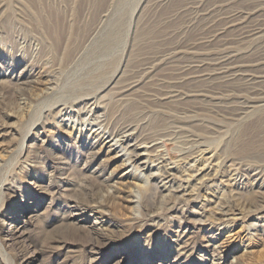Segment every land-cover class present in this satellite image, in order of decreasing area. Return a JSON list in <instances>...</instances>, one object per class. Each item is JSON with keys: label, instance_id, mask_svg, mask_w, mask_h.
Masks as SVG:
<instances>
[{"label": "rangeland", "instance_id": "374dc122", "mask_svg": "<svg viewBox=\"0 0 264 264\" xmlns=\"http://www.w3.org/2000/svg\"><path fill=\"white\" fill-rule=\"evenodd\" d=\"M260 1L0 0V94H5L3 102L0 100V264H264V208L237 214L224 224L216 211L217 197L235 203L227 179L241 167L239 161L247 169L245 174L237 169V185L231 187L238 186L241 200L257 189L252 174L259 163L251 162V156L256 160L264 156V108L250 109L238 119L230 111L227 117L208 111L209 98L203 91H188L183 98L159 94L174 84L175 65L204 68L212 63L211 57L223 53L221 48L204 46L207 39L213 43L236 40V30L262 18L245 9ZM236 9L248 19L239 17L235 28L225 23L228 12ZM39 17L52 29L42 37L35 21ZM20 27L27 28L26 36L39 44L40 56L32 57L15 43ZM258 35L228 44L233 45L230 55L237 60L234 65L245 59L248 65L253 54L264 47V30ZM177 45L181 47L176 53L167 50ZM192 45L195 48H190ZM157 56L152 73H137L143 63ZM213 68L209 66L201 74ZM50 69L57 70L60 87L68 88L64 96H77L75 102L79 103L85 100L84 92L96 89L101 108L118 107V89L130 83L123 94L140 106L138 115L147 116V123L142 122L146 133H154L155 125L169 116L184 115L185 122L204 136L199 140L212 144L205 154L215 149L221 153V169L212 193L189 199L181 213L156 207L157 216H138L136 196V204L124 198L135 181V170L118 167L119 159L105 155L107 148L91 160L89 147L76 142L79 132L67 122L58 123L62 103L42 98L19 113L20 100L16 101L14 93L26 88L24 81L37 78L39 83L29 91L30 96L37 95L48 80L43 72ZM28 71L33 78L26 76ZM249 73L260 74L256 67L246 68ZM205 77L197 78L196 85L202 88ZM262 86L249 94L250 99L264 96ZM237 90L224 91L232 103L243 102L242 92ZM210 126L212 129L207 128ZM84 135L96 148L101 147L98 136L91 132ZM159 142L164 166L172 169L179 182L185 151L170 138ZM245 142L252 143L249 155L238 152ZM208 147L198 145L195 150ZM231 162L234 165L230 166ZM104 163L108 164L105 173L100 172ZM176 166L178 171L173 169ZM114 170L120 196L107 200L106 210L100 211L96 206L101 198L89 193L98 194L97 186L106 187L107 173ZM153 194V188L140 189V203L149 202Z\"/></svg>", "mask_w": 264, "mask_h": 264}, {"label": "bare ground", "instance_id": "6f19581e", "mask_svg": "<svg viewBox=\"0 0 264 264\" xmlns=\"http://www.w3.org/2000/svg\"><path fill=\"white\" fill-rule=\"evenodd\" d=\"M245 9L254 10L256 13H259L262 18L236 30V33H239V38L236 40H222L213 43L212 41H207V39L204 46L217 49L221 48L223 53H219L216 58L211 57L212 63H207L206 65L208 66L204 68L201 65H175L176 67L173 72L176 80L174 84L171 86H165L168 90L165 92L163 89L159 94L164 95L165 97L183 98L185 94H188V91H203L204 95H202L209 98L207 101L208 111L223 113L226 117L230 111L232 114H236V117L239 116L238 119L243 118V115L245 114L248 115V113L252 111L250 109H253V112H255L264 108V96L257 98V100L253 98L250 99L249 96L250 93H253L255 88L257 89L258 86L263 87L262 85H264V47H262L257 53L253 54L255 56H252V59L249 60L252 64L248 63L247 65L245 59V61H241L244 63L234 65L237 60H234V57L230 55V50L233 45H228L230 43L234 44L244 41L245 38L258 35L264 30V0L253 6L248 5ZM241 14L242 11H239L238 9L228 12L225 24H229L230 26H234L236 28L237 24L234 22L237 21L239 17H246ZM243 19L246 20L248 17L241 18L242 21H244ZM35 21H37V26L40 28L41 37L43 32L48 33L52 31V29L47 26L48 22L47 25H45L41 17H39V19L36 18ZM219 30H221L220 25L217 27V31ZM18 31L16 39L17 42L15 43L22 47L23 50L32 57L40 56L41 47H39L38 43H34V37H31L30 39V37L26 36L28 35L27 28L20 27L18 28ZM35 36H37V38H35L36 40L40 39V36L37 34ZM180 47L181 45H177L176 47H172L167 50L170 51L175 49L174 53H176ZM192 47L195 48V45H192L190 48ZM158 57L159 56L151 59L150 62L143 63L140 67L141 72L137 70V73H150V70H152L155 66L153 63ZM212 65L214 66L212 69L214 71L212 72L211 70V72L205 74L207 76L206 78L205 75L201 73H204V69L208 68L207 70H209V66ZM249 67H256L260 74H246V68ZM43 73H45L48 77V80L44 83L45 85L42 87L41 92L37 95L30 96L29 93V91L39 83L37 78L24 81L23 83L27 84L26 88L17 89L14 93L16 101L20 100L18 103L19 113L24 112L26 107L32 108V104L40 101L42 98L45 99L51 97L55 101V104L62 103L64 107L57 111L59 116L58 123L67 122V125L70 124L73 131L77 130L79 132L76 137V142H79L84 148L89 147V150L91 151V160L99 158L103 155V151H101V149L103 150V148H107L105 155L108 156L111 154L112 159H119L120 164L118 167L130 166L132 170H135L133 174L135 181L131 182L132 186L129 191H126L127 196H124V198H126L127 201L135 202L136 200L134 201V195L136 196L137 204L135 202V208L138 216H147V218L151 215L157 216L159 212L156 207H160L159 210H164V212L165 210H178L181 213L184 210V205H186L189 199L197 198L202 195L208 197V194L212 193V186L216 184L218 179L217 177L221 169L220 164H222V161H220L219 157L221 156V153L215 149L210 155L207 156L205 154L212 144L199 140V138L204 139V136L201 137L202 135L200 133H196L191 128V125L185 122L186 117H184V115L182 117L175 115L169 116L164 123L156 124V131L153 130L155 132L149 134L145 132L147 131L145 128L147 116L138 115L140 113V106H135V103L126 99L125 97L127 95L123 94L124 91H127V87L130 83L126 85L123 90L118 89V99L115 100V102L118 103V107L116 104L112 108H108L106 106L101 108V106L98 105L97 92H95L96 89L88 91L87 93L84 92L85 97L89 98L86 99L83 97L85 100L78 103L75 102L77 100V96H64V93L69 90L68 88L63 89L60 87L61 82L56 79L57 70H45ZM26 76L28 78H33L31 71L26 72ZM202 76H204L206 80L201 88L196 85V82L200 80H197V78ZM198 88H201L202 90H198ZM229 88L234 90L239 89V92H242L239 95L243 97V102L239 101L237 103H232L231 100H228L227 97L230 98V96L224 94V91H227ZM4 98L5 94L1 93L0 100L2 102ZM244 100L247 101L245 102ZM21 101L24 102V105H22L23 103H21ZM128 101L131 102L128 103ZM80 104L81 107L79 106ZM94 105L95 107H93ZM122 105L126 107L123 108ZM52 107H54V105H51V108ZM68 107H77V109L68 111ZM96 110H102V112L97 113ZM186 111L187 110H185L184 114L187 113ZM40 118H42V115L39 119ZM142 122L145 123L142 124ZM150 124L151 120L147 127L150 128ZM207 128L212 129L211 126ZM215 130L217 131V129ZM84 132H91L95 135V137L98 136L101 147L99 149L96 148L97 146L88 138V136L84 135ZM164 138L174 140L179 145V150L184 149L185 151V155L181 160L183 162L184 173L182 172L183 177H180L179 182H176L175 173L171 172L172 169L168 170L165 168V158L160 152H158V149L161 147L159 140ZM203 144H207L209 147L207 149L201 148L195 150L198 145L200 146ZM251 145V142L243 143L238 149V152L245 155L251 154L247 152L251 148ZM251 158L254 160L251 162L255 165H257V163L260 164L256 166V172L252 174L255 177L254 180L257 185V189L254 190V194L252 193L249 197H243L244 199L241 200L240 191L237 190L238 186L234 188L231 186L237 185V178L234 176V174H237V169H241L243 174H245L247 167H242L244 164L242 161H239L241 167L229 170L230 172L232 170L235 171V173L229 175L230 177L227 179V186H230V198L234 199L235 203H233L229 198H225L223 196L219 197V199L217 197L216 199L218 205L216 211L219 214L218 220L224 221L222 222L223 224L228 222L230 219L237 217V214L243 216L246 212H255L264 208V156L261 155L260 160H256L255 155H252ZM109 159H111V156ZM107 160L105 159L104 162ZM156 161L159 163L156 164ZM233 162L230 163V166H232V164L234 165ZM103 165L104 166H101L100 172L105 173L108 164L104 163ZM173 169L178 171L179 168L176 166ZM115 172L116 171L114 170L107 173V185L106 187L97 186L98 194L89 193V196H96L95 199L101 198L96 206L100 209V211L106 210L105 205L108 203L107 200H112L120 196L117 187L118 181L117 179H114ZM208 182L212 183L208 184ZM174 183H178V185L175 186ZM90 187L95 188L96 186H94V184H90ZM149 188H153L155 194L149 197V202L146 201L143 204L140 203V189L147 190ZM240 188L241 187H239V189ZM238 194L239 196H237ZM157 212L158 214H156ZM230 215L234 216L230 217ZM223 217H225V219H223ZM236 261L238 262V260Z\"/></svg>", "mask_w": 264, "mask_h": 264}]
</instances>
